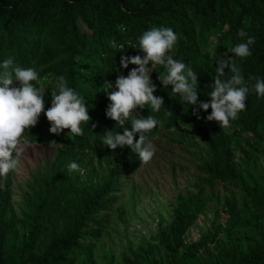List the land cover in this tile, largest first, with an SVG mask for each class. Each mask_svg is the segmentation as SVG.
Instances as JSON below:
<instances>
[{
    "label": "trees",
    "instance_id": "obj_1",
    "mask_svg": "<svg viewBox=\"0 0 264 264\" xmlns=\"http://www.w3.org/2000/svg\"><path fill=\"white\" fill-rule=\"evenodd\" d=\"M152 26L168 27L176 34L168 54L197 74L198 103L207 102L215 61L230 59L228 51L241 42L237 31L254 37L251 55L234 57L244 80L252 84L249 77L264 79V0H0V61L11 57L14 65L37 71L33 84L46 88L45 109L55 78L63 76L86 101L89 116L87 125H81V136L67 134V129L50 134L43 111L25 130L23 140L28 143L59 149L20 218L11 207L10 179L0 182V264H78L79 258V264H95L90 242L105 230L107 219L102 215L116 204L120 181L137 159L127 147L109 150L99 144L97 135L105 130L122 134L119 125L105 118L109 101L102 85L114 83L112 70L119 69L121 56L143 55L130 47ZM211 40L215 45L209 47ZM134 67L120 72L126 76ZM149 69L156 86L153 95L162 98V106L172 115H165L163 108L155 113L147 106L134 109L141 117L148 114L161 122L148 139L180 127L197 131L209 155L201 163L205 175L201 185H231L238 198L225 200L223 226L187 244V231L209 202L201 185H196L195 193L176 197L169 224L152 237L154 246L122 258L121 264H264V174L249 160L238 167L233 151L234 145L254 143L257 152L264 142V97L250 92L238 118L219 127L215 121H205L210 109L199 112L197 119L190 105L169 92L170 86L161 88L157 76L162 66L150 64ZM137 138L134 135L133 142ZM87 153H95L104 172L90 183L80 182L74 171L67 170L69 162L82 166Z\"/></svg>",
    "mask_w": 264,
    "mask_h": 264
},
{
    "label": "clouds",
    "instance_id": "obj_2",
    "mask_svg": "<svg viewBox=\"0 0 264 264\" xmlns=\"http://www.w3.org/2000/svg\"><path fill=\"white\" fill-rule=\"evenodd\" d=\"M236 35L241 38V42L228 51L232 54L230 59L223 56L215 61L214 76L206 95L207 102L198 103L197 74L183 61L173 59L168 54L177 41L176 34L171 28L162 26H152L142 31L130 48L138 49L143 55L121 56L119 69L112 70L116 71L114 83L102 85L109 101L105 118L119 125L122 134L113 129L105 130L102 135H97L100 137L99 144L109 150L127 147L140 162L146 163L152 158L154 149L147 134L161 122L148 114L141 117L133 110L145 109L147 106L153 113L163 108L165 115L172 114L162 106V98L153 95L156 86L149 76L152 73L149 71L150 64L163 67L157 76L161 88L170 86L169 92L190 105L197 119L199 112L210 109V113L204 117L205 121H215L219 127L229 126L230 121L237 119L244 110L245 99L250 92H254L258 99L264 97V79L249 77L254 83H247L239 65L234 62V57L246 58L251 55L249 47L254 43V37L242 30L237 31ZM117 47L123 48L122 45ZM128 65L135 67L124 76L120 70ZM14 81L16 86L11 87ZM34 81H38V73L34 68L14 65L11 57L0 61V177L18 168L22 148L27 143L23 140V134L37 123L42 111L49 124L50 134L59 135L67 129V134L81 136L82 123L87 125L89 121L86 101L67 85L63 76L55 78L54 90L48 92L47 109L44 107L46 88L34 86ZM137 134L138 138L133 142ZM67 170L69 173L78 171L79 166L69 162Z\"/></svg>",
    "mask_w": 264,
    "mask_h": 264
},
{
    "label": "rangeland",
    "instance_id": "obj_3",
    "mask_svg": "<svg viewBox=\"0 0 264 264\" xmlns=\"http://www.w3.org/2000/svg\"><path fill=\"white\" fill-rule=\"evenodd\" d=\"M214 45L211 40L209 47ZM148 140L154 149L152 158L146 163L138 158L132 162L120 181L116 204L102 215L107 219L105 230L97 241L90 242L95 264H110L111 260L113 264H121L122 258L131 257L148 245L154 246L152 237L160 226L169 224L176 197L195 193L194 187L201 185L205 178L201 163L208 161L209 155L197 131L183 127L163 130ZM254 147V143L234 145V162L242 167L249 160L264 174V142L258 144L257 152ZM58 149L59 146L52 144L27 142L22 148L18 168L0 177L1 183L7 177L10 179L11 207L16 217L27 212L29 197L38 179L57 156ZM82 161L79 170L74 171L80 182H94L103 175V165H98L95 153L84 154ZM201 187L209 202L187 231V244L212 232L213 227L223 226L227 218L223 212L225 200L231 196L238 198L237 189L231 185L214 182L210 187ZM208 247L213 248L212 245Z\"/></svg>",
    "mask_w": 264,
    "mask_h": 264
}]
</instances>
